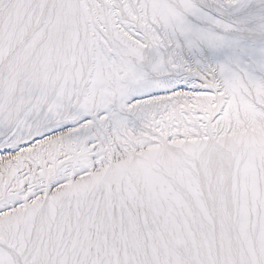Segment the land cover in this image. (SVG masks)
Listing matches in <instances>:
<instances>
[{
	"label": "snow or ice",
	"instance_id": "6c2138e0",
	"mask_svg": "<svg viewBox=\"0 0 264 264\" xmlns=\"http://www.w3.org/2000/svg\"><path fill=\"white\" fill-rule=\"evenodd\" d=\"M0 264H264V0H0Z\"/></svg>",
	"mask_w": 264,
	"mask_h": 264
}]
</instances>
